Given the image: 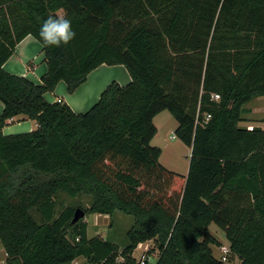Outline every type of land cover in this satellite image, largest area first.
I'll return each mask as SVG.
<instances>
[{
  "label": "trees",
  "instance_id": "1",
  "mask_svg": "<svg viewBox=\"0 0 264 264\" xmlns=\"http://www.w3.org/2000/svg\"><path fill=\"white\" fill-rule=\"evenodd\" d=\"M49 15L71 18L76 35L69 44L40 43ZM28 36L44 54L40 85L3 70ZM102 65L123 66L130 83L111 82L85 113L45 101L60 82L73 94ZM259 97L264 0H0L6 263L137 264V246L153 242L155 264H223L213 256L212 247H220L209 232L215 225L241 264H264V132L240 127L245 106ZM162 112L190 149L186 176L164 168L161 150L151 146ZM16 117L36 130L4 135ZM61 194L89 205L57 215ZM76 209L131 216L122 251L89 238L83 219L71 225Z\"/></svg>",
  "mask_w": 264,
  "mask_h": 264
},
{
  "label": "rangeland",
  "instance_id": "2",
  "mask_svg": "<svg viewBox=\"0 0 264 264\" xmlns=\"http://www.w3.org/2000/svg\"><path fill=\"white\" fill-rule=\"evenodd\" d=\"M264 97L254 99L247 108L252 109L253 118L264 124ZM154 125L157 128V134L151 142V146L161 150L160 164L167 170L184 175L187 171L190 149L183 145L174 137L175 129L177 128L176 121L168 112L160 113L154 119ZM89 200L85 197L69 198L65 194H61L57 200L56 214L58 215L64 208H87ZM80 209V208H79ZM77 210V209H76ZM36 218L37 215L33 214ZM83 220L88 226V237H99L103 240H108L119 247L122 251L127 244V233L133 227L134 219L121 213H115L112 217L101 215H84ZM210 234L220 242V246H227L223 231L215 225L209 227ZM229 247V246H228ZM213 255L219 259L221 254L218 247H212ZM152 255L147 259L149 263L155 264L158 256V251L153 242L145 243L139 246L136 251V256L146 257L149 253ZM0 264L6 263L5 252L0 244ZM72 264H84L83 259H77ZM225 264H241L238 258L231 253L226 255Z\"/></svg>",
  "mask_w": 264,
  "mask_h": 264
},
{
  "label": "crops",
  "instance_id": "3",
  "mask_svg": "<svg viewBox=\"0 0 264 264\" xmlns=\"http://www.w3.org/2000/svg\"><path fill=\"white\" fill-rule=\"evenodd\" d=\"M3 70L8 74L26 78L32 83L40 85L41 78L47 71L42 46L31 36L26 37L16 46L14 54L6 61ZM130 80V76L123 66L102 65L92 71L86 82L73 94H69L65 83L60 82L54 92L44 95V99L50 104L61 101L67 104L76 114L85 113L98 102L101 93L111 82H117L119 85L125 86L130 83ZM247 106H245L246 114L243 115V122L240 123V127L249 130L257 127L264 132V124L253 118L252 109L247 108ZM2 110L3 106L0 103V115ZM36 128L35 122L24 117H16L3 129V134H22L34 131ZM187 171L183 176L187 175ZM225 247H228V245Z\"/></svg>",
  "mask_w": 264,
  "mask_h": 264
},
{
  "label": "clouds",
  "instance_id": "4",
  "mask_svg": "<svg viewBox=\"0 0 264 264\" xmlns=\"http://www.w3.org/2000/svg\"><path fill=\"white\" fill-rule=\"evenodd\" d=\"M75 35L72 20L66 15H49L39 28V41L44 47L67 45Z\"/></svg>",
  "mask_w": 264,
  "mask_h": 264
},
{
  "label": "built area",
  "instance_id": "5",
  "mask_svg": "<svg viewBox=\"0 0 264 264\" xmlns=\"http://www.w3.org/2000/svg\"><path fill=\"white\" fill-rule=\"evenodd\" d=\"M214 98L215 99H218V96L215 95ZM147 243H149V242H147ZM142 244H145V243H142ZM142 244H139L137 246V248L135 249V251L132 254V258L135 259V261H136L137 264H152V263H149L147 261V259L152 255L153 252L149 253L148 256L146 255V257H145V255L144 256H140L139 258L136 256V251L139 248V246H141ZM219 250H220V254H221V256L219 258V261L221 263L225 264L226 263V255L230 253L229 247L222 246V247L219 248Z\"/></svg>",
  "mask_w": 264,
  "mask_h": 264
},
{
  "label": "water",
  "instance_id": "6",
  "mask_svg": "<svg viewBox=\"0 0 264 264\" xmlns=\"http://www.w3.org/2000/svg\"><path fill=\"white\" fill-rule=\"evenodd\" d=\"M84 218V212L77 209L75 212H74V215H73V219L71 221V225H74L76 224L77 222H79V220L83 219Z\"/></svg>",
  "mask_w": 264,
  "mask_h": 264
}]
</instances>
